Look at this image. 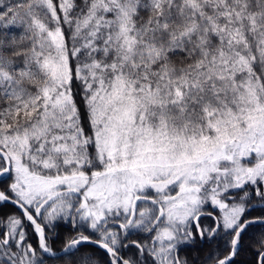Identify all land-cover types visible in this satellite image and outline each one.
<instances>
[{
	"label": "snow or ice",
	"instance_id": "obj_1",
	"mask_svg": "<svg viewBox=\"0 0 264 264\" xmlns=\"http://www.w3.org/2000/svg\"><path fill=\"white\" fill-rule=\"evenodd\" d=\"M0 264H264V0H0Z\"/></svg>",
	"mask_w": 264,
	"mask_h": 264
},
{
	"label": "trees",
	"instance_id": "obj_2",
	"mask_svg": "<svg viewBox=\"0 0 264 264\" xmlns=\"http://www.w3.org/2000/svg\"><path fill=\"white\" fill-rule=\"evenodd\" d=\"M208 221H205L207 223ZM71 225H62L59 227L56 232L58 233L59 238L56 240V245L59 246L64 238H66L69 234H71ZM52 235V234H50ZM208 245H204V249L207 250ZM188 251V250H186ZM191 252H195L196 249L190 250ZM202 254V253H201ZM240 260H246L247 257L242 256L239 258Z\"/></svg>",
	"mask_w": 264,
	"mask_h": 264
}]
</instances>
